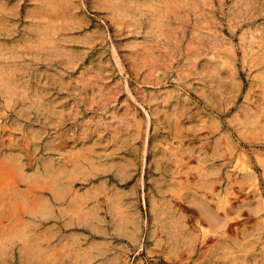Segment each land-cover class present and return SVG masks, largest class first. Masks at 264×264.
I'll return each instance as SVG.
<instances>
[{
    "label": "rangeland",
    "instance_id": "374dc122",
    "mask_svg": "<svg viewBox=\"0 0 264 264\" xmlns=\"http://www.w3.org/2000/svg\"><path fill=\"white\" fill-rule=\"evenodd\" d=\"M0 75V264H264V0H0Z\"/></svg>",
    "mask_w": 264,
    "mask_h": 264
},
{
    "label": "bare ground",
    "instance_id": "6f19581e",
    "mask_svg": "<svg viewBox=\"0 0 264 264\" xmlns=\"http://www.w3.org/2000/svg\"><path fill=\"white\" fill-rule=\"evenodd\" d=\"M167 1V0H166ZM144 3V2H143ZM150 3V2H149ZM171 3V2H170ZM107 5V4H106ZM139 5V4H138ZM89 6V5H88ZM101 6V5H100ZM167 6V5H166ZM105 7V6H104ZM132 7V6H131ZM146 7V6H145ZM148 7V6H147ZM146 7V9H149V7L147 8ZM99 8V7H98ZM144 8V7H143ZM143 8H141V9H143ZM150 9H151V7H150ZM166 9H168V7H166ZM78 10V9H77ZM76 10V11H77ZM92 10H94V9H92ZM125 10V9H124ZM127 10V9H126ZM157 10H159V9H157ZM75 11V12H76ZM110 11V10H109ZM118 11V10H117ZM152 11V10H151ZM161 11H162V9H161ZM164 11V10H163ZM123 12V11H122ZM121 12V13H122ZM156 12V11H155ZM175 12V11H174ZM80 13V12H79ZM113 13V12H112ZM127 14V13H126ZM165 14H166V12H165ZM187 14H188V12H187ZM177 15V14H176ZM50 16H52V15H50ZM157 16V15H156ZM159 16V15H158ZM168 16V15H167ZM61 17H63V16H61ZM112 17V16H111ZM122 17V16H121ZM124 17V16H123ZM143 17V16H142ZM166 17V16H165ZM188 17V16H187ZM114 18V17H113ZM140 18V17H139ZM112 19V18H111ZM117 19V18H116ZM131 19H133V18H131ZM136 19V18H135ZM162 19V18H161ZM164 19V18H163ZM73 20V19H72ZM78 21V20H77ZM112 21H113V19H112ZM125 21V20H124ZM128 21H130V20H128ZM171 21V20H170ZM60 22V21H59ZM121 22V21H120ZM133 22V21H132ZM139 22V21H138ZM173 22H175V21H173ZM172 22V23H173ZM75 23V22H74ZM77 23V22H76ZM80 23V22H79ZM124 23V22H123ZM131 23V22H130ZM70 24V23H69ZM86 24V23H85ZM115 24V23H114ZM176 24V23H175ZM117 25V24H116ZM73 26V25H72ZM83 26V25H82ZM65 27V26H64ZM63 27V28H64ZM77 27V26H76ZM85 27V26H84ZM120 27V26H119ZM121 27H122V25H121ZM167 27V26H166ZM172 27V26H171ZM60 28H61V26H60ZM123 28H125V27H123ZM133 28V27H132ZM142 28V27H141ZM140 28V29H141ZM156 28V27H155ZM170 28V27H169ZM67 29V28H66ZM81 29V28H80ZM83 29V28H82ZM122 29V28H121ZM163 29V28H162ZM48 30V29H47ZM59 30V29H58ZM151 30V29H150ZM157 30V29H156ZM68 31H70V30H68ZM72 31V30H71ZM75 31V30H74ZM122 31V30H121ZM174 31V30H173ZM56 33H57V31H55ZM59 32V31H58ZM146 32V31H145ZM148 32V31H147ZM165 32V31H164ZM163 32V33H164ZM170 32V31H169ZM168 32V33H169ZM177 32V31H176ZM55 33V34H56ZM64 33V32H63ZM161 33V32H160ZM171 33V32H170ZM145 34V33H144ZM153 34H155V33H153ZM34 35V34H33ZM45 35V34H44ZM130 35V34H129ZM136 35V34H135ZM156 35V34H155ZM157 35H160V34H157ZM174 35H175V33H174ZM132 36H134V35H132ZM172 36V35H171ZM55 37V36H54ZM137 37V36H136ZM84 38H86V36L84 37ZM155 38V37H154ZM157 38V37H156ZM163 38H165V37H163ZM168 38H170V37H168ZM95 39V38H94ZM151 39H152V37H151ZM158 39H161V38H158ZM157 39V40H158ZM175 39V38H174ZM162 40V39H161ZM164 40V39H163ZM168 41V40H167ZM149 42H151V41H149ZM161 42H163V41H161ZM160 42V43H161ZM164 43H167V42H164ZM72 44V43H71ZM157 44V43H156ZM140 45H141V43H140ZM170 45V44H169ZM175 45V44H174ZM59 46V45H58ZM137 47V46H136ZM136 47H135V49H136ZM176 47H177V44H176ZM150 48H151V46H150ZM178 48V47H177ZM52 49V48H51ZM147 49V48H146ZM175 49V48H174ZM150 50V49H149ZM158 50V49H157ZM163 50V49H162ZM166 50V49H165ZM176 50V49H175ZM161 51V50H160ZM174 51V50H173ZM173 51L171 52V53H173ZM151 52H153V51H151ZM61 53V52H60ZM49 54V53H48ZM159 54V53H158ZM180 54V53H179ZM145 55V54H144ZM164 55V54H163ZM171 55V54H170ZM175 55V54H174ZM49 56V55H48ZM176 56V55H175ZM63 57V56H62ZM73 57V56H72ZM12 58H14V57H12ZM133 58V57H132ZM156 58V57H155ZM158 58V57H157ZM142 59V58H141ZM196 59H198V58H196ZM6 60V59H5ZM16 60H18V59H16ZM22 60V59H21ZM20 60V61H21ZM169 60V59H168ZM214 60V59H213ZM9 61V60H8ZM158 61V60H157ZM4 62H6V61H4ZM161 62V61H160ZM159 62V63H160ZM172 62V61H171ZM188 62V61H187ZM135 64V63H134ZM144 64H146V63H144ZM154 64V63H153ZM143 65V64H142ZM148 65V64H147ZM19 66V65H18ZM167 66V65H166ZM67 67V66H66ZM65 67V68H66ZM160 68H161V66H160ZM142 68H139V70H141ZM144 69H146V67L144 68ZM150 69V68H149ZM157 69V68H156ZM154 70H155V68H154ZM159 70V69H158ZM168 71V70H167ZM153 72V71H152ZM164 72H165V70H164ZM61 73V72H60ZM139 73V72H138ZM147 73H150V72H147ZM154 73V72H153ZM158 73V72H157ZM2 74V73H1ZM14 74V73H13ZM166 74V73H165ZM4 75V74H3ZM153 75V74H152ZM158 75V74H157ZM187 75V74H186ZM0 76H2V75H0ZM11 76V75H10ZM163 76V75H162ZM185 76V75H184ZM202 76H203V74H202ZM145 77V76H144ZM143 77V78H144ZM164 77V76H163ZM181 77H183V76H181ZM180 77V78H181ZM11 78V77H10ZM146 78H148V76L146 77ZM200 78V77H199ZM1 79V78H0ZM7 79H9V77L7 78ZM54 79V78H53ZM61 79V78H60ZM149 79V78H148ZM186 79H187V77H186ZM201 79V78H200ZM152 80V79H151ZM183 80H185V79H183ZM3 81V80H2ZM161 82L162 81V78H161V80H158V82ZM205 81V80H204ZM157 82V81H156ZM155 82V83H156ZM182 82V81H181ZM184 82V81H183ZM182 82V83H183ZM2 84V83H1ZM160 84V83H159ZM209 84V83H208ZM179 85V84H178ZM182 85V84H181ZM183 87V86H182ZM12 88V87H11ZM4 90V89H3ZM8 91V90H7ZM10 92V91H9ZM263 95V94H262ZM13 98V97H12ZM105 98V97H104ZM179 98V97H178ZM170 100V99H169ZM11 101V100H10ZM203 101V100H202ZM35 105H36V103H35ZM205 106V105H204ZM47 108H48V106H47ZM49 111H50V109H49ZM128 112V111H127ZM259 112H260V110H259ZM262 112V111H261ZM48 113V112H47ZM53 113V112H52ZM78 113V112H77ZM50 114V113H49ZM245 114V113H244ZM260 115V113H256V116L257 115ZM247 116H249V114L248 113H246L245 115H244V117L246 118ZM60 118V117H59ZM52 119V118H51ZM63 119V118H62ZM166 119V118H165ZM64 120V119H63ZM63 120H60V121H63ZM173 120V119H172ZM179 120V119H178ZM177 120V121H178ZM181 121V120H180ZM120 122H121V120H120ZM179 122V121H178ZM236 122V121H235ZM234 122V123H235ZM126 123V122H125ZM117 125V124H116ZM120 125V124H119ZM131 125V124H130ZM101 126V125H100ZM124 126V125H123ZM170 126V125H169ZM261 126V125H260ZM57 127V126H56ZM105 128H106V126H104ZM116 127V126H115ZM115 127H114V129H115ZM120 127V126H119ZM90 128V127H89ZM236 128V127H235ZM82 129V128H81ZM102 130V129H101ZM106 130V129H105ZM117 130V129H116ZM121 130V129H120ZM126 130V129H125ZM170 131V130H169ZM116 132H118V131H116ZM83 133H85L84 131H83ZM88 133V132H87ZM93 133V132H92ZM91 133V134H92ZM78 134V133H77ZM103 134V133H102ZM115 134V133H114ZM117 134V133H116ZM120 134V133H119ZM186 134V133H185ZM58 136V135H57ZM60 136V135H59ZM82 136V135H81ZM80 136V137H81ZM90 136V135H89ZM102 136V135H101ZM118 136V135H117ZM64 137V136H63ZM84 137H85V134H84ZM72 138V137H71ZM87 139H88V136L86 137ZM99 138V137H98ZM102 138V137H101ZM169 138V137H168ZM204 138V137H203ZM59 139V138H58ZM74 139H76V138H74ZM119 139V138H118ZM62 140V139H61ZM84 140V139H83ZM79 141H80V138H79ZM185 141V140H184ZM60 142V141H59ZM172 142V141H171ZM58 143V142H57ZM65 143V142H64ZM63 143V144H64ZM114 143V142H113ZM54 144V143H53ZM52 144V145H53ZM63 144H62V146H63ZM170 144V143H169ZM201 144H202V142H201ZM125 145V144H124ZM75 146V145H74ZM126 146V145H125ZM158 146V145H157ZM64 147V146H63ZM119 147V146H118ZM90 148H92V147H90ZM127 148V147H126ZM60 149V148H59ZM173 149H176V148H173ZM164 150V149H163ZM162 150V151H163ZM192 150H193V148H192ZM204 150V149H203ZM202 150V151H203ZM113 151V150H112ZM166 151H168V150H166ZM172 151V150H171ZM116 152V151H115ZM161 152V151H160ZM163 153V152H162ZM164 153H165V151H164ZM163 153V154H164ZM201 153V152H200ZM53 154V153H52ZM51 154V155H52ZM109 154V153H108ZM115 154V153H114ZM173 154H175V153H173ZM192 155V154H191ZM193 156V155H192ZM56 157V156H55ZM101 157V156H100ZM105 157V156H104ZM161 157V156H160ZM186 157H189V156H186ZM110 159V158H109ZM163 159H164V157H163ZM187 159V158H186ZM78 160V159H77ZM80 160V159H79ZM183 161V160H182ZM190 161V160H189ZM80 162H81V160H80ZM187 162V161H186ZM84 163V162H83ZM48 164V163H47ZM50 164V163H49ZM70 164V163H69ZM85 164V163H84ZM93 164V163H92ZM118 164V163H117ZM131 164V163H130ZM184 164H186V163H184ZM52 165L54 166V164L52 163ZM86 165V164H85ZM122 165V164H121ZM128 165V164H127ZM47 166V165H46ZM45 166V167H46ZM107 166V165H106ZM120 166V165H119ZM170 166V165H169ZM56 167V166H55ZM85 167H87V166H85ZM167 167V166H166ZM200 167H201V165H200ZM67 168V167H66ZM114 168V167H113ZM116 168V167H115ZM127 168V167H126ZM179 168V167H178ZM177 168V169H178ZM203 168V167H202ZM60 169V168H59ZM75 169V168H74ZM88 169V168H87ZM171 169V168H170ZM197 169H199V167L198 168H196V170ZM2 170V169H1ZM167 170H169V169H167ZM200 170V169H199ZM109 171H110V169H109ZM177 171V170H176ZM176 171H175V173H176ZM81 172V171H80ZM155 172V171H154ZM92 173V172H91ZM93 173H94V171H93ZM125 173V172H124ZM158 173V172H157ZM201 173V172H200ZM57 174V173H56ZM102 174V176H103V173H101ZM127 174V173H126ZM87 176H88V174H86ZM107 175V174H106ZM109 175H110V173H109ZM119 175V174H118ZM179 175V174H178ZM187 175V174H186ZM198 175V174H197ZM7 176V175H6ZM9 176V175H8ZM73 176V175H72ZM105 176V175H104ZM113 176V175H112ZM166 176V175H165ZM185 176V175H184ZM183 177V176H182ZM119 178H120V176H119ZM122 178V177H121ZM47 179V178H46ZM118 179V178H117ZM84 180V179H83ZM188 180V179H187ZM202 187H200V188H203V189H205L206 190V181H205V178L204 177H202ZM9 181V180H8ZM49 181H51V180H49ZM75 182V181H74ZM73 182V183H74ZM167 184V183H166ZM48 185V184H47ZM176 185H178V183H176ZM189 185V184H188ZM52 186H50V188H51ZM186 188V187H185ZM183 189V188H182ZM70 190H71V188H70ZM190 190V189H189ZM194 190V189H193ZM192 191V190H191ZM196 191V190H195ZM70 192V191H69ZM188 193V192H187ZM200 193L202 194V191H200ZM199 193V194H200ZM204 193V192H203ZM206 193V192H205ZM104 194H106V193H104ZM158 194V193H157ZM179 194V193H178ZM181 194V193H180ZM189 194V193H188ZM64 195V194H63ZM71 195V194H70ZM109 195V194H108ZM68 196V195H67ZM111 196V195H110ZM183 196V195H182ZM174 197V196H173ZM202 197V196H201ZM206 197V196H205ZM62 198V197H61ZM87 198V197H86ZM91 198H92V196H91ZM125 198V197H124ZM176 198V197H175ZM63 199H65V198H63ZM117 199V198H116ZM179 199V198H178ZM119 200V199H118ZM120 200H122V199H120ZM180 200V199H179ZM205 200V199H204ZM177 201V200H176ZM51 202V201H50ZM55 202V201H54ZM218 203V202H217ZM194 204V203H193ZM110 205V204H109ZM108 205V206H109ZM198 208L197 209H199V212L202 214V217L204 216L205 218H208V219H210L209 221L212 223V224H216L217 223V220L215 219V218H213L210 214V212L209 211H207V207H206V204H204L202 201H200L198 204ZM218 205V204H217ZM55 206V205H54ZM173 206V205H172ZM192 206V205H191ZM218 207V206H217ZM116 208V207H115ZM117 209V208H116ZM114 211V210H113ZM119 211V210H118ZM120 212V211H119ZM168 212V211H167ZM110 214V213H109ZM124 214V213H123ZM227 214V213H226ZM175 215V214H174ZM111 216V215H110ZM226 217H227V215H226ZM168 218V217H167ZM173 218V217H172ZM184 218V217H183ZM218 218V217H217ZM225 218V217H224ZM228 218V217H227ZM115 219V218H114ZM220 219V218H219ZM230 219V218H229ZM120 220V219H119ZM186 221V220H185ZM117 223V222H116ZM116 223H115V225H116ZM219 223V222H218ZM173 226H175V225H173ZM120 228H121V226H120ZM183 230L185 229V228H182ZM204 229V228H203ZM186 230V229H185ZM206 230V229H205ZM201 231V230H200ZM174 232V231H173ZM115 233V232H114ZM205 233V232H204ZM201 235V234H200ZM199 235V236H200ZM205 236V235H204ZM203 236V237H204ZM202 237V238H203ZM11 238V237H10ZM192 238V237H191ZM201 238V239H202ZM175 239V238H174ZM164 240V239H163ZM199 240V239H198ZM192 241V240H191ZM200 241V240H199ZM203 243H205V242H203ZM176 247V246H175ZM181 253H182V251H181Z\"/></svg>",
    "mask_w": 264,
    "mask_h": 264
}]
</instances>
